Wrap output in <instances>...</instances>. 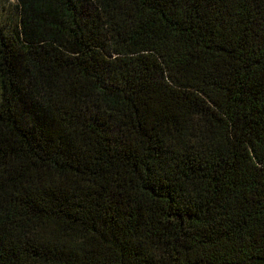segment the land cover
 I'll return each mask as SVG.
<instances>
[{"label": "trees", "instance_id": "trees-1", "mask_svg": "<svg viewBox=\"0 0 264 264\" xmlns=\"http://www.w3.org/2000/svg\"><path fill=\"white\" fill-rule=\"evenodd\" d=\"M0 264H264V0H0Z\"/></svg>", "mask_w": 264, "mask_h": 264}, {"label": "rangeland", "instance_id": "rangeland-1", "mask_svg": "<svg viewBox=\"0 0 264 264\" xmlns=\"http://www.w3.org/2000/svg\"><path fill=\"white\" fill-rule=\"evenodd\" d=\"M11 3H14L15 2V0H9Z\"/></svg>", "mask_w": 264, "mask_h": 264}]
</instances>
